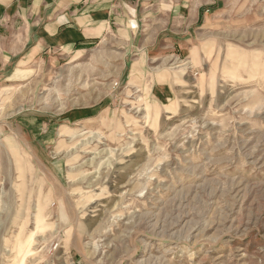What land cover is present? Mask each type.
Segmentation results:
<instances>
[{"label": "rangeland", "instance_id": "rangeland-1", "mask_svg": "<svg viewBox=\"0 0 264 264\" xmlns=\"http://www.w3.org/2000/svg\"><path fill=\"white\" fill-rule=\"evenodd\" d=\"M136 22L0 75V264H264V0Z\"/></svg>", "mask_w": 264, "mask_h": 264}, {"label": "crops", "instance_id": "crops-1", "mask_svg": "<svg viewBox=\"0 0 264 264\" xmlns=\"http://www.w3.org/2000/svg\"><path fill=\"white\" fill-rule=\"evenodd\" d=\"M141 1L0 0V75L9 67L10 75L28 72L27 67L40 57L85 53L119 28L138 33ZM156 27L153 35L158 39L163 31L160 25ZM155 39L145 35L143 48Z\"/></svg>", "mask_w": 264, "mask_h": 264}]
</instances>
